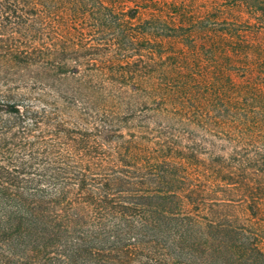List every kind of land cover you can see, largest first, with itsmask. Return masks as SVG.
<instances>
[{
	"label": "trees",
	"instance_id": "1",
	"mask_svg": "<svg viewBox=\"0 0 264 264\" xmlns=\"http://www.w3.org/2000/svg\"><path fill=\"white\" fill-rule=\"evenodd\" d=\"M228 1L252 12L262 0ZM163 4L168 19L138 17L161 0H0V264H264L261 164L214 158L194 175L166 156L222 155L206 135L220 138L225 120L244 134L260 123L224 115L226 78L203 69L232 30L214 25L238 20Z\"/></svg>",
	"mask_w": 264,
	"mask_h": 264
},
{
	"label": "rangeland",
	"instance_id": "2",
	"mask_svg": "<svg viewBox=\"0 0 264 264\" xmlns=\"http://www.w3.org/2000/svg\"><path fill=\"white\" fill-rule=\"evenodd\" d=\"M163 1L164 3H175L181 6V9H184V12H186L187 17L189 16V18L192 17L193 19H200L209 15L211 19L218 18L221 20L223 17H226L228 20H238V24L234 25L224 24L221 22L223 20L214 25V27L218 29L230 27L232 30H228L222 38L225 47L222 54L223 58H219L216 60L217 62L207 59L203 69L204 73L208 77V81L213 82L215 75L217 74H221L226 78V83L224 87L221 88L218 99V101H220V108L224 109V115H231V113L239 112L241 113L245 109L253 111L255 115H259L261 117V121L258 126H253L251 132L246 134L243 132L241 133V125L239 123H235V125L230 121L225 120L223 125L219 127V130L222 131V133L219 134L220 138L216 139L211 134L206 135L207 140L208 138L213 140L215 139L214 143H216L217 146L213 148V152L220 153L222 155H207L200 153L199 155H195V157L192 155L166 156L170 159L185 161L188 164L189 172L194 175L211 173L209 165L212 163L214 158H220L225 160L226 164H230L232 157H235L242 164L238 166L237 161V169L239 170L244 169L247 171H253L255 168L257 169L256 165L260 164L259 168L264 169V160H262L264 159V83L262 82L264 81V69L256 67V62L260 61V59H262L261 61L264 64V52L257 55L255 52L248 50L247 54L243 56V54L232 50L233 47L237 48V45L241 43H248L252 45L258 44L264 48V27H261V25L264 26V13L261 12V10L264 9V0L260 1L257 6L259 8H257V10L252 8V12L242 7L232 6L231 2L228 0H161L162 12L156 10L154 11L148 6L145 8L139 7L138 17L140 19H144L150 17L152 14H157L168 19V9L165 4H163ZM107 2L116 8H127L134 7L136 4L144 5L147 0H107ZM173 17V19L178 23L179 15L177 14ZM260 21L262 22L261 24ZM197 42L201 41L198 40ZM192 64L193 71L197 73V65L194 63ZM246 64L249 65L244 67ZM249 78H253L252 81L256 83V87L259 91H255V89L246 90L247 86L245 81ZM150 128L154 129L153 123L150 124ZM258 131H261L260 137L250 135ZM214 132L216 131L214 130ZM155 135L153 136L150 134L149 138L142 143L146 146H154V144L151 143V139H153ZM207 146L208 144L205 142V147ZM257 152L259 155H256ZM184 157L188 160H185L186 158ZM253 159L258 161L255 163ZM198 182L205 187H208L205 179L200 177L199 180L195 181V183ZM229 195L234 196V192ZM243 206L242 202H238V205H236L239 213L241 214L244 213Z\"/></svg>",
	"mask_w": 264,
	"mask_h": 264
}]
</instances>
